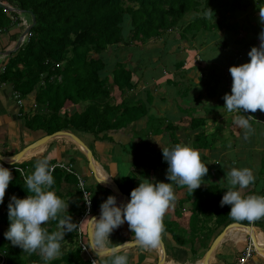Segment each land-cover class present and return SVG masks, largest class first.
Listing matches in <instances>:
<instances>
[{
    "label": "trees",
    "instance_id": "16d2710c",
    "mask_svg": "<svg viewBox=\"0 0 264 264\" xmlns=\"http://www.w3.org/2000/svg\"><path fill=\"white\" fill-rule=\"evenodd\" d=\"M2 1L23 10L22 13L29 14L31 22V14L35 16L36 20L27 40L17 52L10 56L1 73V80L11 83L13 89L22 98L28 96L37 88V101L47 108V111L43 113H36L27 117V127L31 130L44 129L47 134L62 129L84 131L93 133L96 137L105 130H119L126 127L128 123L145 116L152 109L153 94L149 90H147L145 99L140 98L136 105H131L124 100L121 102L116 101L115 96L112 94L115 87L118 89L124 87L132 89L136 87L138 80H136L133 70L126 65L117 63L113 68H108L109 59L105 56L108 48L137 42L130 45L131 57L137 59L144 54L140 49L142 43L163 36L165 33L168 34L169 31L176 29L178 26L182 28L180 36L183 38H188L186 33L191 38L196 39L204 34L216 37L217 33L223 29L232 31L237 35L240 26L230 22L229 19L232 17V13L254 4V0ZM260 1L261 5H257L258 8L264 7V0ZM210 9L212 15L208 18L204 13L210 11ZM189 14H193L192 17L186 18V15ZM15 17H17L16 20ZM18 18L19 12L0 7V32L8 31L17 25L20 21ZM252 26L256 31V36L264 27L260 21ZM240 40L247 48L253 47L254 40L248 41L245 38H237L235 42ZM171 42L167 40V44H171ZM226 46L227 43H223L222 47ZM215 50L216 52L219 51L218 44ZM211 51V48L206 49L202 59L205 57L204 54L207 56ZM168 56H171V54ZM184 61L182 59L176 62L172 60L170 63L177 71L178 68L184 65ZM201 64L198 65L203 66ZM198 65L195 64L194 66ZM165 68L168 69L169 66L166 64ZM204 68L207 69H203L207 71V75L204 76L202 82L207 87L208 94L213 96L217 93L221 84V76L216 73L217 67L212 63L207 64ZM158 69L159 67L156 69L157 72H154V77L163 74L162 70H159L158 73ZM103 73L106 75L105 78L101 77ZM109 73L113 75V82L105 84L104 80L108 78ZM166 78L170 83H174L179 87L181 95L182 91H185L186 95L188 94L189 89L185 82L174 80L170 76ZM72 104L78 106L84 104V108L72 115H62L61 111ZM102 105H104L103 109L101 108ZM120 109L122 110L121 114L117 116ZM252 114L255 119L260 117L264 120V112L257 110ZM204 124H206L205 117H193L190 121V127L192 128H198ZM262 126L264 125L262 124ZM204 135V131L196 135V145L200 143L207 145ZM146 157H148L147 153L139 148L134 161L135 165L142 169V162ZM158 159L156 160L158 161ZM26 163L23 165L25 166ZM14 166L10 165L8 167ZM10 171L13 179L7 190L18 198H26L31 195V193H28L24 182V176L29 175V171L27 170L25 174L17 171V169ZM140 171L138 170V174L141 173ZM52 175L54 184L50 190L55 191L61 199L67 193L65 186L75 187L76 198H64L65 204L69 206L68 209L60 213V216L71 215L72 222L78 223L79 218L85 212V202L78 187L77 174L55 166ZM142 181L144 180L141 177L135 179L127 176L122 179L120 187L130 198L131 191L138 187ZM91 188L92 186L89 185L90 190H92ZM217 188L213 185L211 188L195 189L193 193L198 192L200 194L197 195L193 208L200 207L203 202L202 191L216 190ZM186 195L190 197L192 193L187 190ZM197 201H200V203L197 204ZM8 203L9 200L6 201V213L1 215V221L6 224V231L10 225ZM217 204L219 205L218 211L221 210L222 212L221 218L217 219V225H220L231 218L228 215L230 206L221 207L220 202ZM194 209L191 211L190 217L183 215L181 209L176 210L174 213H178L181 220L179 223H174L175 228L169 227V229L174 233L179 243L183 244L184 238L186 240L188 237L192 239L199 238L200 234L194 230L195 227L199 231L202 230L201 227H207L206 222H202L200 226L198 219L200 213ZM186 219L190 220L188 229L190 236L187 237L184 236L185 230L178 226L184 224ZM87 221L88 219L85 222ZM260 222L262 220L255 221L258 225ZM57 223L58 221L47 223L49 233L57 230ZM167 228L164 225V229ZM68 239L71 242L75 240L74 247L62 250V254L57 259L49 261L48 264H91L83 254L84 252L77 240V234L75 236L72 233H67L64 240L61 241V248ZM0 254L4 258V264H45L38 253L29 255L19 246L12 245L11 241L5 238L4 230L0 232Z\"/></svg>",
    "mask_w": 264,
    "mask_h": 264
},
{
    "label": "crops",
    "instance_id": "0c3cea01",
    "mask_svg": "<svg viewBox=\"0 0 264 264\" xmlns=\"http://www.w3.org/2000/svg\"><path fill=\"white\" fill-rule=\"evenodd\" d=\"M219 32L221 33V31ZM219 32L217 33L216 37L220 36V41L218 39L216 45L217 44L223 45V43H226V40L227 42H229L230 40L231 42L227 43L226 46L228 47L230 43L235 42L236 39L238 38V36L235 35V33L232 31L225 30L224 33H221L224 38L220 35ZM21 33L22 30L18 29V27H13L8 31H4L2 33L0 32V52L1 51L4 52L7 49L15 47V44L17 43V40L19 39ZM170 34L171 33L169 32L166 38V44H167V40L172 42L171 44H167V46L172 45L173 43L179 41L181 38V36L180 38H176V37L174 38ZM212 39L215 40V37H212ZM204 40L206 41V39L202 37V39H199L197 41L204 42ZM190 43L192 46L191 51L188 52L187 54L183 56L178 55V51L180 50L179 48L174 51H171L170 52L171 56L166 57L167 62H172V60H174L175 62L181 59L185 60L184 65L181 68H178L177 71L174 70V68L173 70L168 69L171 73L170 77H172V75H175L176 72L178 73L179 71L186 70L188 66H194L195 64L198 65L201 63H202L201 65L208 64L206 62L210 61L213 65H216L217 67L216 73L221 76V84L217 92L222 91L230 94L228 89H231V87L230 86L226 87L225 84H223L225 83L226 80L228 83V79L226 78V74H225L226 69L222 68L221 65L223 63L221 64L220 62L219 64L217 62L214 63L215 61L218 60H224V58L222 56L216 57V54L213 55V57L211 58L210 53H208L207 56L206 54H204L205 57H203L204 59H202L203 53L208 48L200 49L196 47L199 45H197L195 42L190 41ZM232 45L236 47V44H232ZM174 52L177 53V56L175 55ZM12 54L7 56L3 53V55H0V59L3 60V64L0 67V153L3 154L4 156H11L14 153H17L22 149H24L26 146H28L35 140H37V138H35L36 137L35 134H38L39 132H42L44 135L47 134V131L44 129L31 130L27 127L26 124L27 123L26 122L27 115L25 114V112L27 111L26 108L32 107L31 102L40 104L37 101V93H38L37 88L34 89L28 96L22 98L20 94L13 89V85L11 83L4 82L1 80V73L3 72L6 63L8 62ZM245 54L246 53L241 49V53H238V56L240 55L244 56ZM238 56H234L233 58L235 59V61L232 62L231 64H234V66H239L243 64L241 63V59H239ZM228 58L231 59L230 57ZM162 69L164 70L165 66ZM188 70L189 68L186 71ZM194 70L198 71L197 77L200 84L196 83L193 79L192 80L190 79L193 85H187L189 89L187 95L185 91H182L183 93L181 95L179 93L180 89L177 90V93L182 96L183 99L182 101L184 103L189 104L187 105L188 107H183L181 104L177 103V108L181 114L179 115L173 114L172 112L168 111V109L163 110V108L160 107L159 103L156 101V96L153 94V100L151 103L152 109L145 116L139 118L134 122H130L132 123L131 126L133 125L131 129L129 125L130 123H128L126 127H123L119 130L116 129L105 130L100 134H98L97 137L93 133L79 131L81 135L83 134L85 137L90 138L92 140L94 148L91 147L89 144H87V142L81 137V135H79L93 151L94 159L99 161L102 164L103 168L105 167L107 169L106 170L104 168L105 170L104 174L106 175L110 183H112V180H115L120 185L124 177H127L134 172L135 168L133 163L135 161L139 148L145 151L148 155V157L143 159L142 169L141 167H139L141 169L140 171L141 179L143 180L148 179L152 183L155 182L171 183V181H169L165 177L168 164L167 162H164L162 148H166V147L165 145H162L163 144L162 142L160 144L157 141L165 137L168 138V140H171L172 142L171 143L172 145L169 148L173 147L177 143H180V144L188 145L200 153V158L202 163L206 164V166L208 167V173L203 177L201 181L202 184L198 189L204 187L211 188L213 185L218 187L216 190L210 189L207 191H202L201 197H203L202 198L203 202L200 204V207L194 209L193 208L194 202L197 198V195L200 193L194 192L190 197H187L186 195V197L183 198L181 197V191L184 190L186 193V191L188 190L187 187L186 186L179 187L173 184L174 194L176 198L173 204L167 209L163 217V223L168 228L164 229V232L161 235L162 241L160 246L157 249H153V250H145L138 246H131L124 250H121L119 254H127L128 264H159L162 247L164 248V253H165V261L163 264H203V259L206 255V252L209 250L216 236L222 232V230L225 228L227 224L236 221V220H232L231 218H228V220H226V222H224L223 224L217 225V219H220L221 218L220 216H222L221 210L220 212L218 211L219 205L217 203L221 201L224 192L227 191L228 189L225 172H228L231 168L233 167L249 168L254 171L258 169V172H256L257 178L254 176L255 185L254 184L249 185L247 189L243 190V194L244 195L254 194V195L264 196V179H261L264 177V158L262 154L264 150L256 151L255 149V152L258 153L257 157H260V158H256L258 160L260 159L259 161L260 166L257 168L256 166L253 165L255 164L256 161L253 160L251 161L252 156L246 157L243 148L238 150H233L234 148H230L233 147V144H231L230 142L221 143L223 147L220 146L217 147L215 144L217 139H219L217 138L218 135L215 133L212 134L206 132L205 127L207 123L198 128L190 127V121L193 117H200L204 115L199 113V111L203 109L207 112L210 111L214 112L213 110L214 108H216V105H210L209 103H206L200 109L196 107L197 105L191 106V103L193 101H198L202 97L204 89H207V87L202 82L204 76L207 75L206 73L207 71L202 69L201 70L194 69ZM160 76H162V74H158V77ZM166 79L167 78L163 77V80L162 79L160 80H162L161 82L167 81L168 90L175 92L176 90L175 86L177 85H174V83H170ZM173 79L179 80L175 78ZM231 84H232V80H229V85ZM201 88L204 89L201 90ZM18 96L23 99V100L21 99L23 103L19 101L20 99H18ZM220 100L222 102H225L223 100V95L221 96ZM203 102L204 101H200V106ZM136 104L137 102L131 103V105H136ZM72 105L78 106L76 104H72ZM39 108H40L39 112L47 111V108L43 104H41ZM36 113L37 112L35 111L34 113L32 112V114H36ZM185 113L188 114L192 113L194 115V116H190L189 122H186L185 120L182 119L184 118L182 117V114ZM246 115L252 116V118L250 119V124H251L253 120H255L253 114L251 112H245V116ZM205 118L207 122V117ZM169 124L171 126H168ZM201 131H204L205 134L204 140L205 143L207 142V145L201 143L199 145H196L197 144L196 135ZM251 135L254 136V133H252V131L248 136ZM241 136L245 137L244 131H242ZM253 136L249 138L252 141L249 142L250 145L253 143L254 140ZM142 141H144L143 143H145V145H140ZM236 141L239 143V139H236ZM61 142L62 143L59 147L56 144H53L51 146L49 145L50 148L47 147L48 145L45 146V148L39 154L38 157H33L32 159L26 161L25 160L19 161L21 163L27 162L25 164L26 167H23L25 170L24 174L26 170H28L29 173L31 174L34 171L35 162L39 159L47 158L49 160L50 165L52 166L57 163H65L68 165L71 164L72 166L75 167L77 166L75 170L81 176L85 177V179L87 178L86 179L87 183L92 186L91 191H92V199L94 205V209L92 208V215L100 213V205L103 201L107 199L109 195H115L117 197L118 206L124 204V202H122L123 199L121 196H118L113 190L109 189L108 187H105L101 183H98L99 181L96 179L94 172L90 169L89 161L85 155V152L81 151L80 148L77 146H76L77 149L73 147L71 143L72 141L67 139L66 137H62ZM122 142L132 143L133 151L130 154L127 155L126 150L121 149L120 144H122ZM250 145H248V147H252ZM228 147L229 149H227ZM125 158L127 159L125 160ZM156 159H158V164L156 163L155 166H152L154 160ZM120 162L127 164L128 170H126L125 172L121 171L119 168ZM149 162L152 163L149 164ZM154 175H156L155 180H154ZM96 186H100V188L95 189ZM8 200L9 199H4V202L0 204V232L4 230V223L1 221V215L5 212L6 201ZM198 202L200 203V201H197V204H199ZM212 205H214V208L211 209ZM187 208H190L188 213L185 212V210L187 211ZM180 209L184 213L183 215H186L188 217L191 216V211H193V209L195 211H198V213H200L198 217L200 226L202 222L207 223V227H201L202 230L200 231L198 228L196 227L194 228V230L200 234L199 238L192 239L191 237H188L187 240L186 238H184L183 244L179 243L176 240L174 233H172V231L169 229V227L175 228L174 223H179V221L181 220V217L180 215H178V213L174 214L176 210H180ZM259 220H262V222H260L259 225L255 223L256 220L252 222H249L247 220L238 221V222L244 224H250V225L252 224V226H254L256 229H258L261 232L262 234L261 236L264 241V217L260 218ZM87 222H85L84 224V231L86 232V237H87ZM189 223L190 220L186 219L184 220V224L178 225L180 228L185 230L184 236L186 237L190 236V233H188ZM255 228L252 229L255 230ZM112 234L120 235L119 241L116 244H122L126 241L132 240L133 238V233L129 230L127 222H125L119 228L115 229L110 234L109 240H111ZM256 234L260 239L259 233L256 232L255 235ZM112 246L114 245L112 244L107 245L108 248ZM249 247L251 248L252 253L249 254L246 263L244 264H264V256L258 255L259 252L257 251L255 245L252 242L251 234L244 228L234 227L228 231L223 241L217 246L216 250L212 255L210 264H238L240 257ZM258 249L261 250V245H258ZM261 252L263 251L261 250ZM109 258H110L109 255H106L104 257H97L98 264H102L101 263L102 260L103 261L105 259L108 260ZM0 264H4V258L2 257L1 254H0Z\"/></svg>",
    "mask_w": 264,
    "mask_h": 264
},
{
    "label": "clouds",
    "instance_id": "9594fccd",
    "mask_svg": "<svg viewBox=\"0 0 264 264\" xmlns=\"http://www.w3.org/2000/svg\"><path fill=\"white\" fill-rule=\"evenodd\" d=\"M204 15L210 18L212 10L205 12ZM259 19L264 25V7L259 8ZM259 40V46H253L248 52L249 62L229 68L232 77L231 94L226 93L223 96L224 107L229 113L240 111L255 113L257 110L264 112V29L259 33ZM251 118L252 116L245 115L234 117V123L245 130V138L252 131ZM162 154L168 164L166 177L171 183H152L145 179L131 191L127 203L118 206L117 197L109 195L100 205L99 219L90 217L92 213L87 217L90 241L88 248L93 250L96 257L106 254L110 257L102 264H128L127 254H119L127 243L145 250L157 249L164 232L163 217L176 198L173 184L179 187L186 186L188 191L193 193L201 186L203 177L208 173V167L202 163L200 153L188 145L177 143L171 148H162ZM12 159L15 161V157ZM0 162L7 167L0 165L2 204L13 179L10 170L17 169V166H26H23L24 162H18L10 164L15 165L14 167H8L9 164L1 160ZM54 170L55 166H50L47 158L35 162L34 171L24 176L25 185L31 195L26 198L13 195L10 198L8 203L10 225L4 233L12 245L19 246L29 255L38 253L45 264L61 255V241L67 233H72L79 227V223L72 222L71 215L60 216V213L68 209V204H65L55 191L50 190L54 184L52 175ZM225 176L228 189L220 201V206H230L228 215L236 221L249 222L264 217V196L243 194V190L255 182L251 169L233 167L225 172ZM106 180H100L98 183ZM81 189L83 191V186ZM87 202L90 205V201ZM49 221H58L57 230L51 233L43 227ZM125 222L133 233L132 240L108 248L107 245L112 244L109 240L110 234ZM97 261L93 260L92 264H97Z\"/></svg>",
    "mask_w": 264,
    "mask_h": 264
},
{
    "label": "rangeland",
    "instance_id": "374dc122",
    "mask_svg": "<svg viewBox=\"0 0 264 264\" xmlns=\"http://www.w3.org/2000/svg\"><path fill=\"white\" fill-rule=\"evenodd\" d=\"M257 5H261L260 0H254L253 5H250L246 8H242L240 10L233 12L232 17L229 19L232 24L240 26L239 33L237 34L238 38L239 39L245 38L248 41L254 40L252 46H256V47L259 46L260 40H259V35L256 36V31L252 25L257 24L260 21V19H259V8L257 7ZM15 8H17V7H15ZM192 15H190V14L186 15V18H188V17L190 18V17H192ZM16 19H17V17H15V20ZM18 19L20 21L14 27H18V29H20L22 31L24 30V28H26L31 23V16L27 13H22V14L19 13ZM263 29H264V27H263ZM261 30H260V32H261ZM181 31H182L181 26H178L176 29L169 31V32L171 33L170 35L173 36L174 38L175 37L180 38ZM220 31H221V33H224L225 29L220 30ZM221 33H220V35L223 37V35ZM186 35H188V38L181 37L179 41L173 43L170 46L166 45V38L168 36L167 33H165L163 36L156 37L152 40H149L145 43H142L140 45V47H141L140 49H142V54L143 53L144 54L143 55L141 54L142 56H139L137 59H132L131 47H130V45H134L137 42L131 43L130 45H118V46L108 48L105 52V56L109 59L108 60L109 61L108 68H110V67L113 68L114 65L117 63H120L122 65H126L127 67H130V69L133 70V73L136 77V80H138L136 87L132 88V89L127 88V87H124L122 89H118L117 87H115L112 94L115 96L116 101L121 102L124 100L125 102H127L129 104L136 103L140 98L145 99L147 90H149V91H151L152 94H154L156 96V101L159 103L160 107L163 108V110L168 109V111L172 112L173 114H177V115L181 114L177 108V103L181 104L183 107H188L187 105H189V104L184 103L182 101L183 100L182 96L177 93V90L179 89V87L175 86V89H176L175 92L169 91L168 86H167V84H168L167 81H163V82H161V81L163 80V77L166 78V77L171 76V73L168 69L173 70V68H174V70H175V67L170 62H167L166 57H168V55L171 54L170 53L171 51H174V50L179 49V48H180V50L178 51V55L183 56V55L187 54L188 52L191 51V47H192L190 41L195 42L197 45H199V46H196L197 48H200V49L201 48H211L212 51L209 52L211 58L215 54H216V57L222 56L224 58V60H218V61H215L214 63H216V62L218 64H219V62H220V64L223 63L221 65H222V68L226 69L225 74H226V78L228 79V83L226 80L225 83H223V84H225L226 87L227 86L232 87V84L229 85V80H232L231 74L229 72V68L231 66H234V64H231L232 62L235 61V59H233V58H234V56H238V53H241V49H242L246 54L244 56L243 55L238 56L239 59H241V63L249 62L250 57L248 56V52L251 50V48L250 47L247 48V46H245L244 43L241 42V40H240L238 42L230 43L228 47H222L223 45L220 44V45H218L219 51L216 52V50H215L216 43H217L218 39L220 41V36L215 37V40H213L212 36H207L206 34H204L202 37H204V39H206V41L204 40V42H199L197 40L202 39V37H199L196 39L193 37L191 38L188 33H186ZM129 36H130V34H129ZM129 36H128V38H129ZM229 42H231V41L229 40ZM229 42H227V40H226V43H229ZM232 44H236V47ZM137 45H139V44H137ZM174 53L177 56V53L176 52H174ZM225 56H226V58H225ZM228 57H230L231 59H229ZM206 63L209 64L211 62L208 61ZM2 64H3V60L0 59V67L2 66ZM166 64L169 66V68L168 69L165 68L163 70L162 68H164V66ZM206 65L207 64H203V66H200V65L188 66V67L185 66V67H187L186 70L189 68L188 71L184 70V71H179L178 73L176 72L175 75H172V78L179 79V80L185 82L186 85H193V83L191 81L192 79L196 83H199L198 77H197L198 71H196L194 69H198V70L202 69L203 70V69H205L204 67H206ZM158 67H159L158 71L162 70L163 74L160 77H158V75L156 77H154L153 74H154V72H157L156 69ZM205 70H207V69H205ZM108 75H109L108 78L104 80L105 84H109V83L113 82V75L111 73H109ZM105 76L106 75L104 73L101 75L102 78H105ZM160 79H162V80H160ZM203 89L204 88H201V90H203ZM228 91L231 94V89H228ZM225 94H226L225 92L218 91L215 95L211 96L207 93V89H204L203 95L199 99L200 101H204L201 104V106H200L199 100L193 101L191 103V106L197 105L196 107L198 109H200L206 103H209L210 105H216V108H214V110H213L214 112H212V111L207 112L203 109L201 111H199V113L204 114L203 116H200V117H207V122H206L207 124L205 127L206 132L212 133V134L215 133L218 135L217 138H219V139H217L216 144H215L217 147H219V146L223 147L221 145V143L230 142L231 144H233V147H230V148H234L233 150H238V149L243 148L245 151L246 157L252 156L251 161L252 160L256 161L255 164H253V165L258 168L260 166V163H259L260 159L258 160L256 158H260V157H257L258 153L255 152V149H256V151L264 150V130H263V126H262V124L264 125V120L259 117V118H256L255 121H253L251 123L253 125V126L251 125V128L253 127L252 133H254V136L253 135L247 136V138H245L244 136H241L242 131H245V130L241 129L240 127H238L234 123V117L236 115H245V112H242V111L232 112V113L227 112V110L224 107L225 102H222L220 100L221 96L222 95L224 96ZM34 104H36V106ZM31 105H32V107L26 108L27 111L25 112V114L27 115V117L33 116L34 114H32V112L34 113V111L37 112V114L43 113L42 111L39 112L40 111L39 106L41 104L31 102ZM83 108H84V104L79 105V106L70 105V107L61 111V114L62 115H67V114L72 115L74 112L81 111V109H83ZM101 108L103 109L104 105H102ZM121 111H122L121 109H120V111H118L117 116L119 114H121ZM190 116H194V115L192 113L191 114H188V113L182 114V117H184L182 119L185 120L186 122H189ZM131 124L132 123L129 124L130 129L133 127V125L131 126ZM130 129H127V130H130ZM73 132L78 134V135H81V133L77 130H75ZM43 135L44 134L42 132H39L38 134H35V136H36L35 138L39 139V138L43 137ZM39 136H41V137H39ZM252 136H253L254 140H253V143L250 145L249 142H252V141L249 138ZM81 137L87 142V144H89L91 147L94 148L93 142L90 138L85 137L83 134L81 135ZM236 139H239V143L236 141ZM61 141H62V137H56L52 141L47 142L45 144H46V146L48 145L47 147H49V148L53 144H56L59 147L62 143ZM157 141L160 144L162 142L163 143L162 145H165L166 148H169L172 145L171 140H168V138H165V137H163V138H161V140H157ZM143 142L144 141H142L140 143V145H145V143H143ZM71 143H72L73 147H75V148H76V146L79 147L75 142L72 141ZM114 143H115V140H114ZM248 145H250L252 147H248ZM120 147L122 150H126L127 155L133 151V145L131 142H122V144H120ZM227 149H229V147ZM233 154H234V152H233ZM262 154H263V158H264V152ZM233 156H235V155H233ZM126 159L127 158H125V160ZM244 161H246V160H244ZM125 163H122V162L119 163L120 170L124 171V172L126 170H128V165ZM151 163L152 162H149V164H151ZM156 163L158 164V161L154 160L152 166H155ZM133 165H134L135 170L129 176H131L132 178L138 179L141 177L140 173L138 174V170H141V169L139 167H137V165H135L134 163H133ZM50 166H52V165H50ZM75 168H77V166L76 167L73 166L74 170H75ZM251 171H252L253 175L257 178L256 172H258V169H256L255 171L254 170H251ZM262 171H263V169H262ZM155 177H156V175H154V180H155ZM166 179H167V177H166ZM261 179H264V177ZM253 184L255 185V182ZM100 186H96L95 189L100 188ZM65 187L67 188V189L65 188L67 195H65L64 198L72 199V197H74V199H75L76 198L75 187L70 186V185H67ZM13 195L14 194H12L8 190H6L4 199L10 200V198ZM181 197H183V198L186 197V193L184 190L181 191ZM64 198H62V200L65 202ZM92 208L94 209V205ZM212 208H214V205L211 206V209ZM189 209L190 208H187V211L185 210V212L188 213ZM4 213H6V211ZM5 227H6V224L4 223V233L6 232ZM45 227L48 230L49 227L47 224L45 225ZM75 232H72V234H74L76 236ZM119 236H120L119 234H112V237L110 240L112 245L115 246V244L119 241ZM85 237H86V232H85ZM77 240H78V237H77ZM74 243H75V240H74V242H71L69 239L66 240V242H64L62 245L61 251L67 250L69 247H74V245H75ZM61 254H62V252H61ZM258 255H260V254L258 253ZM102 262H103V260H102Z\"/></svg>",
    "mask_w": 264,
    "mask_h": 264
},
{
    "label": "water",
    "instance_id": "95a60500",
    "mask_svg": "<svg viewBox=\"0 0 264 264\" xmlns=\"http://www.w3.org/2000/svg\"><path fill=\"white\" fill-rule=\"evenodd\" d=\"M0 7L4 8V9H7V10H13V11L14 10L15 11L18 10L20 13L23 12V10H19V9L15 8L14 6H12L11 4L3 2L2 0H0ZM31 15H32V22L22 31L19 39L17 40V43L15 44V47L7 49L4 52L1 51L0 55H3V53H4L5 55L8 56V55H10V54H12V53H14V52L19 50V48L22 46L24 41L27 39L28 35L31 33V28L34 26V24L36 22L35 16L33 14H31ZM56 137H70V138H73L76 141V143H78V145L83 147L84 151H85V155H86V157H87V159L89 161L90 169L94 172V175H95V177H96V179L98 181L102 180L99 177V175L97 173V170L95 168V165H94V154H93V151L86 144V142L78 134L74 133L72 130L62 129V130H58V131H55V132L50 133V134H46L43 137L35 140L34 142H32L31 144L26 146L21 151L13 154L11 156H4L3 154L0 153V160L3 163H5V164H9V165L10 164H16V163L19 162V160L23 156H25L31 149L36 147L38 144H45L47 142L52 141ZM13 157H15V161L12 159ZM101 184L104 185L105 187H108V188L112 189L118 196H121L122 199H123L122 202L127 203L130 200L129 195L123 192V190L121 189L119 183L116 182L115 180H112V183H110V184H108V182H105V181L101 182ZM92 216H94L97 219H99L100 213L94 214ZM234 227L244 228V229H246L248 231L249 230L251 231V229L254 228V226H252L250 224H244V223H241V222H238V221L230 222L229 224H227L225 226V228L222 230V232L219 235H217L216 238L214 239V241L212 242L209 250L206 252V255H205L204 259H203V264H210L212 255H213L214 251L216 250L217 246L223 241V239L227 235L228 231L230 229L234 228ZM88 233H89V219H88V222H87V237H88ZM250 234H251L252 242L255 245L256 249H257L258 245L264 246V243L253 232H250ZM88 241H89V238H88ZM129 241H131V240H129ZM129 241H126V242H124L122 244H125V243H127ZM89 243H90V241H89ZM131 246H135V245L132 244V243H127V244H125V246L121 250H124V249H126L128 247H131ZM112 247H114V246H112ZM109 248H111V247H109ZM106 255H103V256H100V257H104ZM164 261H165V253H164V248L162 247L161 254H160V263L159 264H163Z\"/></svg>",
    "mask_w": 264,
    "mask_h": 264
},
{
    "label": "built area",
    "instance_id": "2783aa9c",
    "mask_svg": "<svg viewBox=\"0 0 264 264\" xmlns=\"http://www.w3.org/2000/svg\"><path fill=\"white\" fill-rule=\"evenodd\" d=\"M18 99H20L19 101L21 103H23L22 102V100H23L22 98H20L18 96ZM34 105L36 106V104H34ZM0 165H3V164L0 162ZM54 166L62 167L64 169H66L67 171L71 172V173H76L77 176H78V187H79V189L82 190L81 186H83V191H81V192H82V197H83L84 202H85V212L79 219V222H78L79 223V227L76 230V234H77V237H78V242H79V244H80V246H81V248H82V250H83V252H84V254L86 256V258L92 264V261L93 260H97V257L94 254L93 250L88 248L89 247V243H88L87 238L85 237V231H84V222L86 221L87 217L92 213V207H93L92 191L89 189V184L84 179V177L81 176L78 172H75L74 169H73V166L71 164L68 165V164H65V163H57ZM4 167H6V166H4ZM16 168L19 169V171H21L24 174L25 170H24L23 167H20V166L18 167L17 166ZM87 201H90V205H89V203ZM251 253H252L251 248L250 247L247 248L246 251L240 257V259L238 261V264L246 263V260H247V258L249 256V254H251ZM97 264H98V261H97Z\"/></svg>",
    "mask_w": 264,
    "mask_h": 264
},
{
    "label": "bare ground",
    "instance_id": "6f19581e",
    "mask_svg": "<svg viewBox=\"0 0 264 264\" xmlns=\"http://www.w3.org/2000/svg\"><path fill=\"white\" fill-rule=\"evenodd\" d=\"M67 139H70L71 141H73V142H75L76 143V141L73 139V138H70V137H66ZM77 145H78V143H76ZM45 146H46V144H38V146L37 147H35L33 150H31L24 158L22 157L19 161H26V160H30V159H32L33 157H38L39 156V154L43 151V149L45 148ZM79 146V148H80V150L81 151H83V152H85L84 151V148L83 147H81L80 145H78ZM19 163H21V162H19ZM94 165H96V168H97V173H98V175H99V177L103 180V179H107V177H106V175L104 174V168H103V166H102V164L99 162V161H97L96 159H94ZM105 182H108V184H110V182L108 181V179L105 181ZM255 228V227H254ZM248 231V230H247ZM249 233L250 232H253L254 234L257 232V233H259V235H260V240L264 243V241H263V239H262V234H261V232L258 230V229H256L255 228V230H253V229H251V231L249 230L248 231ZM256 236H257V234H256ZM258 237V236H257ZM257 250H258V252H259V254L260 255H262V256H264V246H262L261 245V250L263 251V252H261V250H259L258 249V246H257Z\"/></svg>",
    "mask_w": 264,
    "mask_h": 264
}]
</instances>
